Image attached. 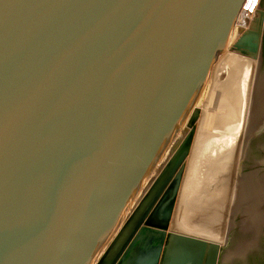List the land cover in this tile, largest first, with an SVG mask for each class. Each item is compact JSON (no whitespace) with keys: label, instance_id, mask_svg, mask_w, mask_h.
<instances>
[{"label":"water","instance_id":"95a60500","mask_svg":"<svg viewBox=\"0 0 264 264\" xmlns=\"http://www.w3.org/2000/svg\"><path fill=\"white\" fill-rule=\"evenodd\" d=\"M244 3L0 0V264H219L235 212L224 261L246 257L264 179L238 172L263 83L225 242L171 227L198 106ZM258 7L231 50L261 52Z\"/></svg>","mask_w":264,"mask_h":264},{"label":"bare ground","instance_id":"6f19581e","mask_svg":"<svg viewBox=\"0 0 264 264\" xmlns=\"http://www.w3.org/2000/svg\"><path fill=\"white\" fill-rule=\"evenodd\" d=\"M240 18L236 21L238 35L234 32L237 36L231 39V45L260 21L259 7L251 13L242 9ZM231 45L228 46L229 52L223 54L214 68V91L205 103L206 109L195 134L182 181L180 216L174 218L171 226L176 231L195 235L204 232L222 244L225 242L252 96L250 79L259 58V55L233 51ZM219 73L223 76H217ZM244 101V114L240 117L237 112ZM237 133L241 135L238 145L235 143Z\"/></svg>","mask_w":264,"mask_h":264},{"label":"flooded vegetation","instance_id":"af4514ba","mask_svg":"<svg viewBox=\"0 0 264 264\" xmlns=\"http://www.w3.org/2000/svg\"><path fill=\"white\" fill-rule=\"evenodd\" d=\"M264 8V0H263ZM252 81V88L258 87L259 83L264 84V33L262 38L261 52L259 53V60L256 64V70L254 71ZM255 99V94H254ZM254 99L252 101L250 110V120L247 124V136L248 141L245 144V155L243 158V166L239 169L238 174L248 175L253 177L255 180L264 179V108L259 111L254 107ZM257 112H260L258 115ZM236 221L238 222L228 238L227 243L222 248V254L219 264H264V229L262 228L260 240L257 244L247 253L244 259H236L233 262H225L224 254L226 250L232 245L233 233L239 230L242 213L235 212Z\"/></svg>","mask_w":264,"mask_h":264},{"label":"rangeland","instance_id":"374dc122","mask_svg":"<svg viewBox=\"0 0 264 264\" xmlns=\"http://www.w3.org/2000/svg\"><path fill=\"white\" fill-rule=\"evenodd\" d=\"M240 16H241V12H240V15H239V17H238V20H241V18H240ZM237 26V22H236V25H235V27ZM236 30H238L237 29V27L236 28H234V30H233V32H232V35H231V38H230V41H229V44L231 45V39L233 40L237 35H238V31H236ZM237 34H235V33ZM234 37V38H233ZM225 52H229V48L227 49L226 48V50L219 56V58L214 62V64H213V67H212V69H211V72H210V74H209V77H208V80H207V83H206V87H205V91H204V95H205V97H204V95H203V98H202V102H201V106H198L199 108H200V110H201V113H200V117H199V119H198V121H197V123H196V132H197V130H198V128H199V125H200V122H201V120H202V118H203V114H204V110L206 109V105H205V103L210 99V97H211V94H212V92L214 91V89H213V83H212V77L214 78H216V70L214 71V68H215V66H216V63L218 62V60L223 56V54L225 53ZM214 72V73H213ZM223 73H219V75H217V76H220V75H222ZM223 76V75H222ZM246 93H247V91H246ZM245 108V101H244V104H241V109H239L238 110V112H237V114L241 117V115L243 116V114H244V112H242V109H244ZM187 123V122H186ZM185 126H186V124H185ZM196 134V133H195ZM240 141H241V135L239 134V133H237V140H236V144L238 145V143H240ZM235 144V145H236ZM236 150H238V148L236 149ZM190 157H191V152H190V155L188 156V159H187V161H186V167H187V165H188V160H190ZM233 160H236L235 158L233 159ZM184 182V181H183ZM181 202H182V200H181V196H180V194H179V197H178V200H177V204H176V208H175V212H174V217H173V221H174V218L177 216V217H179L180 216V210H181ZM197 235H203V236H206V237H211V236H209L208 234H206V233H204V232H200V233H198Z\"/></svg>","mask_w":264,"mask_h":264},{"label":"built area","instance_id":"2783aa9c","mask_svg":"<svg viewBox=\"0 0 264 264\" xmlns=\"http://www.w3.org/2000/svg\"><path fill=\"white\" fill-rule=\"evenodd\" d=\"M261 0H245L243 10L245 12H253L259 5Z\"/></svg>","mask_w":264,"mask_h":264}]
</instances>
